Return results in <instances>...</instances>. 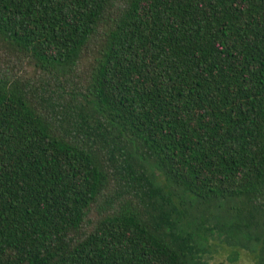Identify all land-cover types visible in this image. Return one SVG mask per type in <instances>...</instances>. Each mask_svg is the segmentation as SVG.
I'll return each mask as SVG.
<instances>
[{
  "label": "trees",
  "instance_id": "1",
  "mask_svg": "<svg viewBox=\"0 0 264 264\" xmlns=\"http://www.w3.org/2000/svg\"><path fill=\"white\" fill-rule=\"evenodd\" d=\"M264 264V0H0V264Z\"/></svg>",
  "mask_w": 264,
  "mask_h": 264
},
{
  "label": "rangeland",
  "instance_id": "2",
  "mask_svg": "<svg viewBox=\"0 0 264 264\" xmlns=\"http://www.w3.org/2000/svg\"><path fill=\"white\" fill-rule=\"evenodd\" d=\"M211 254L207 256V264H256L254 260L246 253L240 252L236 263L232 260L233 250L224 243L214 241L211 247Z\"/></svg>",
  "mask_w": 264,
  "mask_h": 264
}]
</instances>
